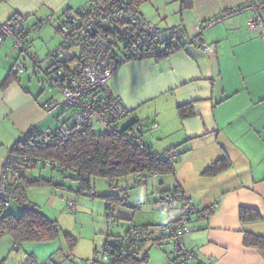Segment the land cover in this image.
I'll return each instance as SVG.
<instances>
[{"label":"crops","instance_id":"crops-1","mask_svg":"<svg viewBox=\"0 0 264 264\" xmlns=\"http://www.w3.org/2000/svg\"><path fill=\"white\" fill-rule=\"evenodd\" d=\"M89 1L0 0V22L20 17L27 27L49 18L50 25L62 21L66 10H79ZM254 1L195 0L191 9L181 11L179 0H153L140 11L160 26H183L193 38L200 23ZM253 17L254 11L244 12L207 28L203 36L212 54L187 45L159 60L126 62L109 82L129 109L120 127L134 125L142 142L164 159L170 150L179 155L174 173L150 175L143 181L130 176L128 187L118 184V191L156 202L159 195L178 190L176 206L163 224L181 219L183 201L189 199L199 212L188 217L193 231L185 245L204 264H264V250L244 244L247 234L264 237V25L250 30L247 24ZM38 35L30 36V52L37 56L33 48ZM12 45L8 37L0 47V175L6 153L25 132L32 127L56 128L63 122L61 113L46 114L45 106L56 97L47 95L39 69L33 67L34 76L27 70L14 72L25 58L15 55ZM181 106H191L194 114L181 118ZM222 158L231 162L227 170L204 174ZM16 203L20 202L13 203L7 214L20 211ZM138 206L141 210L130 202L134 212L126 218L142 212V204ZM241 208L257 210L262 219L242 222ZM10 237L0 240V264L10 258L22 264V256L13 255L21 250L14 252ZM154 239L146 236L137 257H147L144 264H170L174 243L169 238L158 243Z\"/></svg>","mask_w":264,"mask_h":264},{"label":"built area","instance_id":"built-area-1","mask_svg":"<svg viewBox=\"0 0 264 264\" xmlns=\"http://www.w3.org/2000/svg\"><path fill=\"white\" fill-rule=\"evenodd\" d=\"M255 12V17L248 21V28L256 30L264 25V0H255L250 5L240 6L224 12L215 20L199 24L196 37H190L183 26L167 24L160 26L143 16L140 9L128 6L127 0H90L82 10L70 11L64 15L59 33L62 40L57 48L51 50L45 60L30 52V36L37 33V25L24 24V19L14 17L0 22V47L8 37L13 39L12 52L25 56L23 63H17L14 72H24L32 61L34 67L43 74V84L59 89L63 100H52L45 106L47 115L61 113L70 115L56 128L38 130L34 127L25 132L22 143L31 147L58 146L84 128L100 133L118 132L120 122L129 113L122 99L114 94L109 82L119 68L126 62L138 60H159L182 50L187 45L200 48L206 54H212V46L205 40L204 31L217 22L240 15ZM47 18L39 24L46 25ZM50 65L43 68V63ZM138 129L134 127V142L145 150ZM169 162L179 158L176 151L167 156ZM53 166L61 170L55 161L37 160L31 162L29 156L9 151L3 161L0 175V217L4 216L11 205L18 202L19 194L26 189L25 180L30 166ZM151 175H156L153 173ZM28 178V177H27ZM147 178V177H146ZM109 183L118 188L115 180ZM114 201L130 205L129 192L119 190ZM95 190L89 192L95 195ZM115 202L107 206V216L112 225H118L115 216ZM177 203V194L164 193L157 197V209L169 212ZM71 213L76 211V202L67 205ZM141 210V206L135 207ZM199 211L189 199H184L182 217L178 221L148 227L137 226L133 220L124 234L110 236L101 250L95 247L96 258L86 264L110 263L115 258L135 257L138 255L146 233L155 239L169 238L175 246V257L170 264H204L199 257L188 250L185 238L192 233L188 217ZM2 235H0L1 239ZM23 264H43L36 256H24Z\"/></svg>","mask_w":264,"mask_h":264},{"label":"trees","instance_id":"trees-1","mask_svg":"<svg viewBox=\"0 0 264 264\" xmlns=\"http://www.w3.org/2000/svg\"><path fill=\"white\" fill-rule=\"evenodd\" d=\"M151 1L153 0H127L128 6L138 9ZM179 1L181 11H185L192 8L195 0ZM82 8L76 10V12L82 10ZM68 12H70V10H66L64 12L65 15ZM49 22L48 18V23ZM36 25L38 31L45 26L41 24ZM57 30L59 32V29ZM11 77L12 76H9V78ZM193 114L194 112L191 106L179 107V115L181 118ZM134 127V125L125 129L120 127L121 130L113 133H96L90 128H84L58 146L31 147L28 146V143H22L20 139L19 143L11 148L10 151H15L19 155L29 156L32 163L36 162V159L55 161L61 169L60 171H71L75 174V180L79 184L80 193H89L95 190L93 184L95 179L98 178L105 179L109 182V180L116 181L121 178L132 176L137 181H143L153 173L157 175L174 173V162H169L168 157L164 159L157 153L152 152L151 148L144 143L145 150L135 144V135L133 134ZM172 151L174 150L167 152V156ZM40 166L44 167L43 165ZM230 166V160L228 158H222L208 167L204 174L208 176L217 175L227 170ZM35 167L36 166L31 165L27 172ZM26 179V189L19 194V202L21 204H24L27 200L26 190L28 187L50 183L42 179L36 180L35 177L29 176L28 174ZM168 193L177 194L178 190ZM109 199H114V197H110ZM240 219L244 223L255 222L260 221L262 216L257 210L241 208ZM140 227L147 230L149 225ZM4 233H8L12 236L15 248L19 249L25 241L44 242L55 238L59 234V227L55 221L50 220L39 209L28 206L25 207L19 218L7 213L0 217V235ZM146 236H149V234L146 233ZM160 240L162 239H154V242L158 243ZM244 244L247 247L264 250V237L247 234ZM147 261V257L138 258L135 256L122 259L115 258L110 263L102 264H144Z\"/></svg>","mask_w":264,"mask_h":264},{"label":"rangeland","instance_id":"rangeland-1","mask_svg":"<svg viewBox=\"0 0 264 264\" xmlns=\"http://www.w3.org/2000/svg\"><path fill=\"white\" fill-rule=\"evenodd\" d=\"M60 25L61 21H53L50 25L42 27V31L37 32L39 38L35 41L33 50L38 54L40 60H45L48 53L60 44L62 37L56 31L57 28H60ZM37 33H33V36ZM25 63H28L26 68L28 72H31L29 73L30 76H34L33 62L25 61ZM49 65L50 62L46 61L43 63V68ZM39 77L42 80L43 74ZM44 87L48 96L52 95L56 97L55 100H63V95L57 88H50L46 85ZM69 115L70 112L61 115L62 121ZM95 132L100 133L98 129H95ZM8 154L9 150L3 161L7 158ZM28 175L35 177L36 180L42 179L50 183L28 187L26 190L27 200L24 204L16 203L20 206L18 207L20 211L13 215L19 218L25 207H36L50 220L57 223L59 234L55 238L44 242H23L20 247V253H13L14 256L23 257V259L21 257L19 260L24 261V256L28 253L36 256L43 264H86L89 260L96 258L95 247L101 250L105 241L110 236L124 234L131 220L137 225H149L151 227L163 224L170 217L171 211L164 212L157 209L153 200H140L143 195L140 196L139 194L135 198L130 197L129 201L135 207L142 204L143 211L135 213L134 219L132 217L126 218L134 212V209L116 202L115 206L118 207L115 208V215L118 218L119 224L117 226L112 225L107 216L106 207L108 206L107 203L115 202L114 199L118 196L119 192L117 188H114L105 179H95L93 187L96 190V194L90 196L89 193H80L79 184L75 180V174L71 171L62 172L53 166H39L30 169ZM127 180V178H121L116 180V182L123 188H127ZM109 196L114 197V199H109ZM71 201L76 202L77 205L74 213H71L67 208L68 203ZM6 236L7 238H11L10 234L4 233L0 240ZM17 250L19 249H15L14 252H17ZM153 251L154 248L150 250L149 255ZM4 264L16 263L10 258ZM149 264L152 263L149 262Z\"/></svg>","mask_w":264,"mask_h":264}]
</instances>
